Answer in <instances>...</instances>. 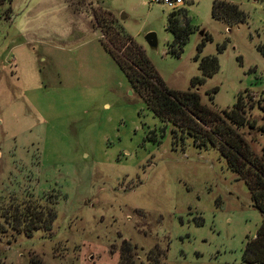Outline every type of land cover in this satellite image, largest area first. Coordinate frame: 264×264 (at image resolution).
Segmentation results:
<instances>
[{"label": "rangeland", "instance_id": "rangeland-1", "mask_svg": "<svg viewBox=\"0 0 264 264\" xmlns=\"http://www.w3.org/2000/svg\"><path fill=\"white\" fill-rule=\"evenodd\" d=\"M4 1L0 264H30L32 255L42 264H117L123 240L134 246V264H245L243 244L261 222L246 185L215 148L195 147L178 131L173 137L172 124L146 108L100 40L104 29L127 34L175 90L200 75L195 55L215 56L217 71L197 86L200 102L231 108L242 93L259 127L264 0H224L246 16L231 26L211 17L212 0H182L174 9L192 31L178 56L167 50L172 8L162 2L68 0L76 15L60 0H46L25 27L21 11L8 19ZM149 32L154 47L145 40ZM201 35L208 39L198 50ZM257 127L238 131L259 154L264 131ZM27 205L54 212L47 230L26 236L11 226L14 212Z\"/></svg>", "mask_w": 264, "mask_h": 264}, {"label": "trees", "instance_id": "trees-1", "mask_svg": "<svg viewBox=\"0 0 264 264\" xmlns=\"http://www.w3.org/2000/svg\"><path fill=\"white\" fill-rule=\"evenodd\" d=\"M183 14L181 9H172L166 17V29L173 36L172 41L167 44V50L175 56L179 55L189 32L192 31ZM210 15L228 26L242 23L246 18L236 4L224 0H212ZM206 39L208 35H201L198 50ZM100 43L116 62L146 108L160 121L172 124L173 137L178 131L181 140L190 137L195 147L215 148L235 178L246 185L252 206L259 212L261 222L254 236L245 240L241 261L245 264L264 263V146L259 154L254 152L238 131V128L243 126L248 129L257 127L256 121L249 118L248 112L253 108V103H249L247 96L242 93L237 94L231 108L215 109L200 102L197 86L218 69L217 59L213 55L199 59L198 55H195L200 75L190 79V87L186 90H175L164 85L141 47L127 34L111 28L104 29L101 30ZM257 50L264 56V44L258 45ZM216 90L215 87L212 92ZM244 92L247 93V89ZM208 96L212 98L211 94ZM255 106L264 112V106L259 101H255ZM257 129L263 132L264 125ZM14 214L12 218L17 223L11 226L26 236H31L36 229L47 230L55 217L51 209L37 210L29 205L24 206L22 210H16ZM4 230L5 225L0 222V233ZM133 250L134 246L123 240L119 246L117 264H134ZM157 255L164 257L163 252H157ZM29 262L42 264L36 255H32Z\"/></svg>", "mask_w": 264, "mask_h": 264}, {"label": "crops", "instance_id": "crops-1", "mask_svg": "<svg viewBox=\"0 0 264 264\" xmlns=\"http://www.w3.org/2000/svg\"><path fill=\"white\" fill-rule=\"evenodd\" d=\"M44 1L47 2L46 0H17V3L14 4L13 6L12 5L13 0H5L2 3V6H6L7 8L10 9L8 19H11L13 11H16V14H14L15 17L13 16V20H15L16 16L19 14V11H21L22 14L21 16H23V22L26 27L27 24H29L30 22L29 20H31L32 16L29 19H27L26 17L30 16L31 14L33 15L34 11H37L35 9L38 7V5L43 4ZM60 1L65 10H69V12L74 13L76 15L78 14V12L72 8V5L70 2H68V0H60Z\"/></svg>", "mask_w": 264, "mask_h": 264}, {"label": "built area", "instance_id": "built-area-1", "mask_svg": "<svg viewBox=\"0 0 264 264\" xmlns=\"http://www.w3.org/2000/svg\"><path fill=\"white\" fill-rule=\"evenodd\" d=\"M152 1L162 2L163 4H165L166 6L172 9H174L177 4H180L182 2V0H152Z\"/></svg>", "mask_w": 264, "mask_h": 264}, {"label": "water", "instance_id": "water-1", "mask_svg": "<svg viewBox=\"0 0 264 264\" xmlns=\"http://www.w3.org/2000/svg\"><path fill=\"white\" fill-rule=\"evenodd\" d=\"M145 40L151 47H154L156 44L155 34L153 32L147 33L145 36Z\"/></svg>", "mask_w": 264, "mask_h": 264}]
</instances>
